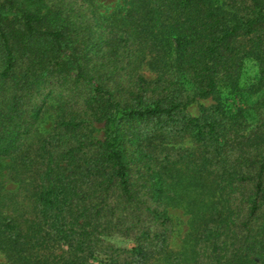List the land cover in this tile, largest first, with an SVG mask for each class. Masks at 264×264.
<instances>
[{
  "label": "trees",
  "instance_id": "1",
  "mask_svg": "<svg viewBox=\"0 0 264 264\" xmlns=\"http://www.w3.org/2000/svg\"><path fill=\"white\" fill-rule=\"evenodd\" d=\"M142 5L146 22L135 35L103 23L88 0H0V158L22 150L44 105L56 100L65 116L41 148V216L71 251L93 257L102 238L131 231L125 211L143 206L161 227L169 222L148 205L166 192L148 149L150 123L153 134L221 141L220 150L236 154L227 185L250 191L244 205L234 201L236 210L206 226L199 264H264V99L251 108L255 125L248 107L216 109L220 120L180 115L194 100L184 98V87L219 102L264 91V0ZM148 40L162 44L148 63L159 68L151 79L132 66ZM247 62L258 68L249 85ZM107 249L119 264L121 252ZM124 252L145 257L141 244Z\"/></svg>",
  "mask_w": 264,
  "mask_h": 264
},
{
  "label": "rangeland",
  "instance_id": "2",
  "mask_svg": "<svg viewBox=\"0 0 264 264\" xmlns=\"http://www.w3.org/2000/svg\"><path fill=\"white\" fill-rule=\"evenodd\" d=\"M88 1L96 8L98 19L105 24L124 25L135 35L144 28L146 18L141 14L142 0ZM95 22H98L97 18ZM161 45L145 41L136 53L138 60L132 63L133 70L146 78L157 76L159 68L148 63L155 58V46ZM92 52H96L95 49ZM243 73V80L249 85L256 81L258 68L247 62ZM183 90L184 98L194 100L181 110V116L206 115L214 120L219 119L216 109L234 112L248 107L252 113L248 121L254 125L257 120L251 108L264 99V91L258 94L244 92L231 98L225 96L219 102L214 98L201 100L190 89L184 87ZM262 113L264 116V109ZM64 116L57 101L49 100L22 150L14 157L0 158V264H112V251L108 247L121 252L117 259L119 264H199L206 226L214 225L217 219L236 210L234 201H237L236 205L246 202L249 185L238 191L227 185L236 158L232 148L225 146L220 150L221 141L197 144L188 136L153 134V123H150L146 129L150 131L148 149L164 175L166 192L160 201L154 203L151 199L148 205L165 211L169 222L165 228L161 227L143 206L125 211L133 223L131 231L120 230L102 238L103 244L93 257L76 254L54 236L41 216L38 202L44 162L42 144L55 134L57 124ZM93 134L101 136V127ZM157 234L163 235L157 238ZM139 244L144 248V258L124 252Z\"/></svg>",
  "mask_w": 264,
  "mask_h": 264
}]
</instances>
